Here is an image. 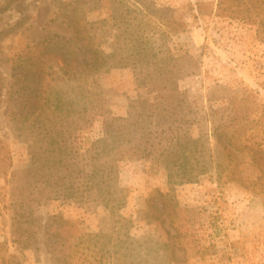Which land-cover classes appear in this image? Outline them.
Masks as SVG:
<instances>
[{"label": "rangeland", "instance_id": "obj_1", "mask_svg": "<svg viewBox=\"0 0 264 264\" xmlns=\"http://www.w3.org/2000/svg\"><path fill=\"white\" fill-rule=\"evenodd\" d=\"M216 3L0 0V264H264V176L235 148L264 149V40L215 16ZM71 51L83 62L100 51L107 64L81 72L65 65ZM30 66L36 115L21 106ZM146 130L150 156L138 151ZM217 130L233 143L229 157ZM189 135L198 145L182 158L184 175L167 161ZM105 137L120 158L102 188L88 175L102 161L92 143ZM54 149L74 164L53 175L72 190L45 189L49 172L26 173ZM27 183L42 203L28 205L36 221L21 229ZM155 194L169 203L163 222Z\"/></svg>", "mask_w": 264, "mask_h": 264}, {"label": "trees", "instance_id": "obj_2", "mask_svg": "<svg viewBox=\"0 0 264 264\" xmlns=\"http://www.w3.org/2000/svg\"><path fill=\"white\" fill-rule=\"evenodd\" d=\"M200 11L203 12L202 8L200 7ZM214 14L217 17L225 18V19H237L242 21L243 23L252 25L256 27V38L264 40V0H217V3L214 7ZM171 24V23H170ZM169 25V23H168ZM78 41V39H76ZM81 41V40H80ZM78 49V48H77ZM88 56L87 61H82L80 59L79 52L71 51L69 53L70 58L63 57V60L65 62L66 66H69L71 63H76L78 67H81V72L87 73L92 75V73H98L106 66L107 63H102V59L100 56V51L98 52H88L85 51ZM97 53V54H92ZM104 60V59H103ZM105 62V61H104ZM86 70V71H85ZM37 69L33 70L31 69V66L28 68L25 74V80L28 81V84L26 85V88L29 90L30 95H26L24 98L23 103H21L22 108H27V114L30 115H36L39 113V111L42 108V99H40V82L37 83V86L34 87L33 84H35L34 75L37 73ZM39 71L43 70L39 69ZM80 70H77L79 72ZM73 74V71L70 70L69 74ZM31 81V82H30ZM27 91V90H26ZM147 127V125H146ZM172 132L175 133L171 141L174 140H180V136L178 131L174 128L171 129ZM107 132V131H106ZM109 132V131H108ZM107 132V134H108ZM215 138L217 142L223 147L225 150V154L229 157L232 155L231 149H229V145H233L231 141L227 137V133L225 131H215ZM109 137L103 138V140L92 143V149L95 151H99L98 148L102 146V152H100L99 160L102 159L100 163H97L94 165V169L91 170V174L88 175V181H93L98 186L103 187L104 184H107L110 180L108 177H110L113 173H116L117 171V161L120 157H116V154L114 153V150L112 147L109 146ZM197 140L193 139L192 136H188L186 139V142L183 145H178L175 143V146H172L171 148L174 150L180 148V156L175 158V161H167L168 167L172 165H177L178 168L183 170L184 175H188V160L182 161V158L187 155V152L190 151L191 146H197ZM180 146V147H179ZM236 146V145H234ZM131 146L127 148V150H131ZM236 149L242 150L245 148L248 149L251 154L252 164L256 169H258L261 173V176H264V149L262 147V143H253L248 144L247 143L244 146H236ZM156 149L155 145L150 142V139H147V130H146V147H140L139 152L142 153V155L150 156L152 155V152ZM60 150V151H59ZM54 149L52 153L49 155H46L47 150L41 151L40 155L42 157H35V160L33 159V167L27 168V172H33L37 169V171L40 172H49L50 177L52 180L46 181L42 184L45 185V189H53L57 187H67L68 189H73L71 187V183L68 184L65 181V177L59 178L55 177L53 175H58L64 172H68L74 164H70L68 159H65L67 153L63 149ZM101 151V149H100ZM54 155L52 156V154ZM104 160V161H103ZM219 171L218 174L221 177L224 170L220 169L222 165L219 163L218 166ZM202 171V170H201ZM64 172L62 174H64ZM171 176V173H170ZM33 177V176H30ZM260 177V179L262 178ZM29 185V189H25L26 192H23V194H26V197L22 199V203L20 204L21 208H25V211L23 212L22 216L17 213V218H27L26 222L20 223V228L23 229L24 225H30L32 221H36V217L34 216V211L31 209V206L28 207V205H31V203H42V199L37 198L35 195H29L30 187L32 186V183H27ZM36 189V186L33 188ZM34 193V192H33ZM164 198L167 199L168 195H162ZM45 199H50L49 197H45ZM169 199V198H168ZM150 206L153 208V216L155 219L159 222H163L164 219L162 217V214H165L167 211V208L169 207L168 200L163 201V199H159L156 194L150 197ZM163 206V208L161 207ZM165 206V207H164ZM35 219V220H34ZM15 232H17V227H15ZM2 246V243H0V247ZM24 248L28 246V243L23 244ZM28 248V247H27ZM65 259L67 257L62 253V259L65 262Z\"/></svg>", "mask_w": 264, "mask_h": 264}]
</instances>
